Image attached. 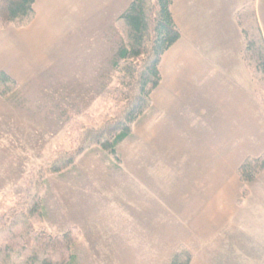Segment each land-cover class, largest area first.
<instances>
[{
	"label": "rangeland",
	"instance_id": "374dc122",
	"mask_svg": "<svg viewBox=\"0 0 264 264\" xmlns=\"http://www.w3.org/2000/svg\"><path fill=\"white\" fill-rule=\"evenodd\" d=\"M71 3L37 0L34 48L20 46L29 38L25 35L19 37L20 48L14 55L12 43L6 42L7 57L1 52L0 64L21 82L16 81L15 91L0 95V219L15 218L38 194L44 217L36 222L37 229L53 235L71 231L77 264H159L163 254H172L174 240L165 223L175 213L170 210L168 217L156 208L164 205L160 193L174 181L169 173L164 179L169 150L162 145L190 142L195 134L206 139L221 136L226 144H232L230 140L243 143L244 122L253 140L262 145L264 129L259 123L264 126V110L260 108L255 115L251 111L258 102L264 108V102L243 57L251 84L229 82L231 91L239 86L248 94L243 114L234 111L233 105L230 111L227 104L222 106L227 114H215L211 121L207 100L204 112L197 109L204 99L176 98L163 121L154 120L157 111L148 114L155 127L145 151L144 120L151 104L134 122L131 137L118 145L117 157L93 146L62 171L50 172L52 165L76 155L85 130L118 117L127 103L121 96L125 91L119 85L122 80L113 70L122 35L110 26L112 22L95 26L94 10L82 24L78 5L71 7ZM213 122L216 128L231 124L232 129L216 130ZM223 134H229L228 138ZM146 207L153 209L148 227ZM2 235L0 242L6 238ZM207 255L198 254V258L206 261Z\"/></svg>",
	"mask_w": 264,
	"mask_h": 264
},
{
	"label": "crops",
	"instance_id": "0c3cea01",
	"mask_svg": "<svg viewBox=\"0 0 264 264\" xmlns=\"http://www.w3.org/2000/svg\"><path fill=\"white\" fill-rule=\"evenodd\" d=\"M172 1L171 11L181 30V38L164 53L159 65L161 81L152 93L151 110L145 113V151L151 144L149 136L155 127L148 114L157 111L154 120L163 121V114L174 107L176 98L204 99L203 104L197 107L204 112L207 100L211 121L215 114H227V109L222 107L227 104L230 111L233 105L234 111L243 114L248 94L243 93L239 86L231 91L229 85L232 81L244 83L246 87L251 84L242 56L245 40L235 18L236 13L244 6L254 4L264 34V0ZM130 3L131 0H72L71 7L78 5V18L82 24L89 17L90 10H94L98 17L95 26L102 28L110 22V26L115 27L116 20ZM36 16L35 9V18L30 25L0 29V57L1 52L7 57V43L13 44L10 48L14 55L22 39L19 37L25 35L29 38L20 46L34 48L32 37L35 34L32 31ZM0 71L21 82L16 73L1 64ZM255 105L252 106V114L258 113L260 108L264 110L259 102ZM212 125L218 126L214 122ZM230 125L216 130L224 131L226 128L230 131ZM239 125L236 124L240 128ZM159 126L161 140H164L165 126L162 122ZM241 128L245 131L243 143L229 139L232 144H226L221 136L206 139L195 134L190 142L183 140L182 143L162 145L169 150L164 179L170 176L174 181L170 189L166 187L160 193L164 205L160 203L156 208L166 212L168 217L170 210L175 213L168 218L170 222L165 223L169 237L174 240L172 254H163L159 264H169L179 245H185L194 254L192 264H245V260L247 264H264V172L249 183L250 194L241 202L238 175V168L246 158L257 157L264 152V144L258 145L253 140L252 131L245 122ZM259 128L263 130L264 126L259 123ZM228 135L222 136L225 139ZM152 210L146 207L144 211L147 213L144 219L148 220L145 221L146 227L148 222L151 226ZM198 254H208V259L202 260Z\"/></svg>",
	"mask_w": 264,
	"mask_h": 264
},
{
	"label": "trees",
	"instance_id": "16d2710c",
	"mask_svg": "<svg viewBox=\"0 0 264 264\" xmlns=\"http://www.w3.org/2000/svg\"><path fill=\"white\" fill-rule=\"evenodd\" d=\"M36 0H0V29L14 26L26 27L35 18ZM172 0H131L129 7L115 22L123 43L113 61L122 99L127 100L118 117L98 128L84 131L82 146L75 156L61 165L51 166L50 172H60L68 167L85 149L99 146L117 157L118 145L131 137L134 122L152 104L151 95L161 81L159 65L164 53L181 38V30L171 11ZM246 45L242 56L257 84V95L264 102V37L257 19L255 5L241 8L235 15ZM121 75V76H120ZM16 80L0 71V95L16 90ZM264 172V152L248 157L238 168L241 181L239 202L250 194L249 183ZM27 210L15 218L0 219V264H77L73 252V233L66 231L53 235L37 229L36 222L44 217L42 201L33 196ZM4 236L2 235V238ZM194 254L179 245L169 264H192Z\"/></svg>",
	"mask_w": 264,
	"mask_h": 264
}]
</instances>
